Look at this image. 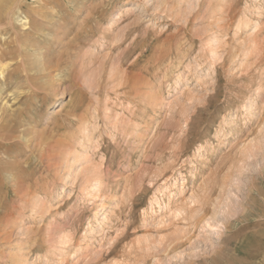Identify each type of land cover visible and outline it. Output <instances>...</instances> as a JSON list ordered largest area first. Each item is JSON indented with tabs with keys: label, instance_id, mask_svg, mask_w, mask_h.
<instances>
[{
	"label": "rangeland",
	"instance_id": "rangeland-1",
	"mask_svg": "<svg viewBox=\"0 0 264 264\" xmlns=\"http://www.w3.org/2000/svg\"><path fill=\"white\" fill-rule=\"evenodd\" d=\"M15 2L67 67L12 104L0 264H264V0Z\"/></svg>",
	"mask_w": 264,
	"mask_h": 264
},
{
	"label": "bare ground",
	"instance_id": "bare-ground-1",
	"mask_svg": "<svg viewBox=\"0 0 264 264\" xmlns=\"http://www.w3.org/2000/svg\"><path fill=\"white\" fill-rule=\"evenodd\" d=\"M0 2L4 3H0V85L5 86V88H0V140L11 141L15 135L21 133L19 130L22 127V122L29 116L24 108L17 111L12 104H19L24 101L23 99H26L22 103V105H26L29 98L35 96L36 93L23 92L32 87L36 88L37 82H40L37 81L38 79L45 80V86L40 84L42 87L44 86L45 92L56 90V80L65 71L67 61L65 56L54 62L47 58L48 55L43 54V45L37 40L38 37L35 34L37 32H29L31 29L34 30V23L30 21V18L36 22V28L41 25L37 19L42 20L43 8L31 10L35 19L34 17L29 18V15L24 14L20 7L17 8V4L20 3L15 0H0ZM15 20L22 27V39L20 38L18 41L13 38L5 39L6 35L10 37L11 33H18L14 24ZM9 34L11 35L9 36ZM16 35L17 38L20 36ZM175 181L174 179L169 186L160 185L152 202L159 205L160 203L157 201H162L165 197L170 198L169 192L173 190ZM178 213L181 214L180 211Z\"/></svg>",
	"mask_w": 264,
	"mask_h": 264
}]
</instances>
